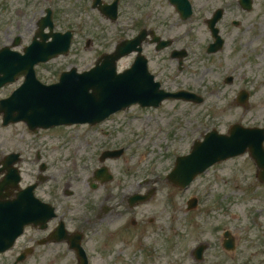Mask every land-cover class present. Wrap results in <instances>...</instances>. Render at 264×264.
<instances>
[{
  "label": "rangeland",
  "instance_id": "374dc122",
  "mask_svg": "<svg viewBox=\"0 0 264 264\" xmlns=\"http://www.w3.org/2000/svg\"><path fill=\"white\" fill-rule=\"evenodd\" d=\"M128 1L135 3L137 0ZM237 1L193 0L196 14L187 21L171 25V22L177 21V15L167 0H149L148 7H153L164 17L161 20L164 22L162 29H172L167 35L183 37L179 47L186 46V42L191 41L190 58L187 61L190 66L182 72H179L176 61L172 62L169 54H158L153 48H148L154 60L162 67H167L172 84L170 88L193 89L206 98L203 104L182 100L166 101L161 107L150 110H140L135 106L129 112L134 116L133 119H124L119 114L113 121L102 126L104 129L118 130L123 138L128 137L127 140L136 142L122 157L110 161L114 172L115 167H128L126 180L129 192L136 190L132 186L148 174L165 177L174 157L178 153L188 152L195 139L213 128L226 132L236 121L247 126L264 125V0H255L254 9L250 12L239 7L234 9ZM22 2L23 0H13L18 8L22 7ZM205 5L208 8L204 11ZM218 6H223L226 10L221 25L227 44L223 51L208 55L205 53V43L211 39V35L204 24V16H209ZM87 17L88 24L84 26V31L92 32V37H83L84 33L79 31L81 35H78L68 55L37 66L38 76L43 82L55 80L61 71L71 66H76L79 70L89 68L102 51H112L117 40L122 38L114 37V33L122 35L118 23L124 20L123 16H119L118 22H112L96 10L90 11ZM234 17L241 21L240 27L230 24ZM65 23L60 21L57 29L63 30ZM134 31L136 29L131 33ZM89 38L92 43L87 42ZM133 60V54L124 57L119 61V69L130 66ZM229 74L234 76L232 84L225 82ZM243 87L251 93L246 107L235 101L237 91ZM12 88L14 85L6 87V91L9 92ZM64 131L73 135L82 133L84 129H66L61 133ZM52 134L56 133L50 135ZM32 137L23 123L6 128L0 125V159L2 154L11 151L21 150L26 154V142ZM80 138L79 135L76 146L81 143ZM58 140L53 138L48 141L59 146L61 144ZM73 141L75 140L71 141V145H75ZM82 158L93 161L90 154ZM23 167H26L22 171L26 180L29 173L39 171L34 162ZM79 168L81 167H78L77 173L80 174V181L77 182L74 178L70 182L84 187L87 178ZM255 175V163L246 154L214 165L186 191L175 189L171 182L161 179L160 182H155L160 192L154 196L152 205L156 210L154 214H159L165 220L170 215L169 219L174 224L171 246L167 243L164 250L154 251L149 248L141 253L142 246L138 244V239L142 238L143 242H147L146 237L151 240L152 236H148L151 232L140 220L139 229L145 228L144 236L134 233L130 228L114 231L108 226L100 236L104 238V243H97V247L104 248V252L108 248L122 247L128 253L127 258L123 256L124 261H128L127 264H264V212L260 214V209L257 208L264 202V186L256 182ZM191 196H198L200 202L198 208L188 211L186 202ZM225 229L231 230L234 240L236 239V249L233 252L222 248V233ZM155 237L156 242H159L160 236ZM161 238L163 241L164 237ZM203 241L209 244V248L204 261L198 262L192 255V250ZM106 263V258L95 262Z\"/></svg>",
  "mask_w": 264,
  "mask_h": 264
},
{
  "label": "flooded vegetation",
  "instance_id": "af4514ba",
  "mask_svg": "<svg viewBox=\"0 0 264 264\" xmlns=\"http://www.w3.org/2000/svg\"><path fill=\"white\" fill-rule=\"evenodd\" d=\"M138 1L139 3L131 4L126 0L119 1V12H122L121 9L124 6L130 5L135 11L134 13H140L135 19H131L133 23H124V27L127 29H130V26L140 27V31L144 28H150L160 32L161 25H164L161 20L164 17L160 16V12L153 7L151 9L148 7L149 0ZM89 2L91 0H73L76 12H79L82 8L87 12L86 7ZM144 2L148 6H144ZM167 2L177 18L180 19V15L174 6L171 5L169 0ZM21 6V8H18L13 4V0H0V49L10 46L14 50L22 51L33 40L35 34V23L32 20L33 0H23ZM233 7L237 9L240 8V5L237 4ZM207 8L208 5H205L204 9ZM143 11H146L147 14L143 15ZM207 21L208 16H204V23H207ZM173 23L171 22V25ZM126 36L131 37L133 35L127 33ZM182 38V36H174L172 46L165 50L172 60H175L173 57V53L177 49L175 45L180 43ZM153 40V35H149L144 40L142 52L144 56L146 55L149 68L155 78L162 80L164 83H169L170 77L167 67H162L160 63L155 61L152 52L148 50L151 47L159 54L160 51L156 48ZM225 40H227L226 37ZM18 43H20L19 46ZM178 48L183 49L185 46L182 45ZM186 60L187 58H185ZM40 133L36 135L38 136ZM62 138L64 139L65 135ZM42 143L41 139L40 142H33L36 152L33 153L34 148L32 146L27 150L29 156H27L26 163L30 166L34 160V162H44V181H40V168H38L37 173L29 174L28 182L24 186L38 182L36 193L55 207L56 216L43 228L29 225L24 234L17 239L14 246L0 254V264H79V254L75 247L78 244H81L87 251L89 264L94 263V259L101 258H106L108 264H124L122 253L125 249L122 247L108 248L109 250L105 252L103 251L104 248L97 247V243H104V238H100V236L104 233L106 227L110 226V229L114 231L130 228L134 233L144 236L145 228L139 229L141 220L143 226L146 225L148 231L151 232V235H148L149 237L152 236L151 240L146 237L147 240L155 243V236L170 235V224H166L168 229L164 228L165 225H161L158 218L159 215L154 214L156 211L152 205L154 197L147 203L137 201L134 205H130L129 193L126 189L127 183L123 179H118L120 174L122 178H127V171L115 167L113 180L106 182L86 181L84 187H80L70 181H74V178L77 182L80 181V174L77 173L78 167H81L79 170L85 172L84 176L89 178L93 173H89L91 168L96 169L102 166L103 163L97 158L98 155L92 156L93 161L85 158L79 159V157L69 158V154L59 155L58 152L48 148L45 144L42 145ZM102 148L103 146H95L89 151L95 152ZM24 161L25 158L21 160L20 168L23 166ZM159 179V177L156 178V180ZM21 183L23 184L24 181ZM93 184L98 186L93 187ZM140 185L143 186V184ZM152 186H144V189L138 191L145 193L152 189ZM155 188L156 194L158 188L157 186ZM17 193L18 191L14 190L11 193V198H15ZM77 195L85 198L82 200L74 199L73 197ZM146 213H150V215Z\"/></svg>",
  "mask_w": 264,
  "mask_h": 264
},
{
  "label": "water",
  "instance_id": "95a60500",
  "mask_svg": "<svg viewBox=\"0 0 264 264\" xmlns=\"http://www.w3.org/2000/svg\"><path fill=\"white\" fill-rule=\"evenodd\" d=\"M244 1L248 5L251 2L250 0ZM183 11L187 17L190 14V5L183 8ZM217 19L218 16L210 21L214 34L217 31L214 28ZM219 42L221 41L219 40L217 43ZM137 43V40L123 42L115 53L105 57L103 65H98L79 75L72 72L65 73L61 82L54 85L44 86L40 84L34 79L33 70L32 79L29 83L24 84L2 105V110L6 113V121L25 119L32 126L50 127L62 123L85 121V119L92 121L101 119L117 109L116 107L123 102L129 104L134 101H141L158 104L164 98L203 101L201 96L186 91L165 92V94L162 91V96H155L147 77L139 70V61L132 69L117 74L116 59L135 49ZM68 45L69 38L65 40L56 38L48 44H35L29 51L32 54V59L24 67L31 68L36 62L47 61L66 50ZM215 45L212 46L211 51L218 49ZM23 72L25 73L24 69ZM14 73L13 68L10 70L7 66H0V78L3 74L11 79L10 74ZM90 89H93L92 93ZM263 141L264 129L260 128H245L241 125H234L230 130V135L220 134L217 130H212L205 135L204 141H197L194 144L189 155L178 158L177 167L172 173L171 179L184 186L213 163L244 153L247 148L250 149L254 157L260 159L257 161L263 168L261 176L264 179ZM7 169L9 173L12 170L10 166H7ZM31 190L28 189L27 191ZM27 198L33 199L31 201ZM17 201L18 207L23 205L35 206L37 203L31 192L23 193ZM34 216L27 214L23 209H17L16 215L10 210L2 209L0 212V250L5 249L7 247L5 243L17 233L19 234L24 223L32 221ZM229 234V232L226 233L227 238ZM224 245L232 249L235 248V242L232 238L225 239Z\"/></svg>",
  "mask_w": 264,
  "mask_h": 264
}]
</instances>
